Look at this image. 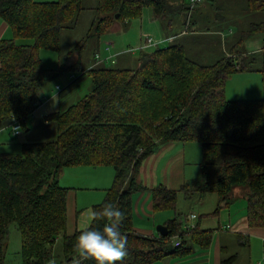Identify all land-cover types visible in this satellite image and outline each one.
<instances>
[{
    "label": "trees",
    "instance_id": "obj_1",
    "mask_svg": "<svg viewBox=\"0 0 264 264\" xmlns=\"http://www.w3.org/2000/svg\"><path fill=\"white\" fill-rule=\"evenodd\" d=\"M145 7L157 18L187 16L194 10L184 1L175 5L168 0H96L90 8L91 32L99 40L114 22L138 18ZM249 7L264 11L261 0H250ZM86 10L83 0H0V18L13 33L12 38L0 39V126L11 128L20 122L26 129V120L41 104L38 91L58 73L43 68L40 50L59 53L61 30L72 28ZM256 33L264 34V18L251 22L209 65L189 58L181 45L170 44L151 52L140 50L135 68L102 63L79 69L91 78L92 89L66 109L46 116L57 137L23 143L20 153L0 152V264L5 262L12 223L21 235L22 264H79L72 243L81 230L66 233L68 188L58 179L64 167L79 165L114 169L111 186L93 209L112 202L123 213L120 227L127 236V254L117 264H154L168 255L187 256L195 246L207 247L212 231L198 223L187 230L178 215L165 222L167 235H145L134 228L133 195L148 190L137 180L141 165L160 144L169 142L199 143L201 174L178 189L152 188L154 211L176 212L180 193L185 199L201 200L214 192L218 205L209 214L214 215L231 203L232 189L244 185L249 189L248 222L264 225V98H224L225 79L233 72L259 71L264 87V49L260 60H250L245 49V40ZM25 37L33 43L15 40ZM173 237L180 243L172 247ZM58 239L61 247L55 245ZM235 258L220 264H233Z\"/></svg>",
    "mask_w": 264,
    "mask_h": 264
},
{
    "label": "rangeland",
    "instance_id": "obj_2",
    "mask_svg": "<svg viewBox=\"0 0 264 264\" xmlns=\"http://www.w3.org/2000/svg\"><path fill=\"white\" fill-rule=\"evenodd\" d=\"M34 1L45 2L53 0ZM249 1L250 0H202L201 3L194 7L192 13L193 18L192 20H189H191L192 23L190 28L192 30L198 31V33L194 35L195 38L198 39L194 42H188L186 46L187 56L201 65H209L219 60V58L223 55L224 51L226 49H230V45L238 39V37L241 35L242 30H246L251 22H260L263 20L264 11H251L249 7ZM184 2L187 3L189 2V0H184ZM95 3L96 0H83V5L87 7V10L81 13L80 17L77 19V22L72 28H64L61 30V48L59 53L57 51L48 49L40 50V58L42 61L43 68L48 71L50 70L58 72L55 76H51L46 79L39 90V94H43L41 96L42 101H44L47 97H50L48 98L49 100L54 97L50 100L51 102L48 101V103H46L45 106L48 108L54 105L55 109H57V106L59 105V107H61L60 109L64 110L92 89L91 78L88 75H81V71H79L78 68L80 66H83L85 68L86 66H89L90 64L94 63V61L96 60V54L99 53L101 56H104L105 54L104 50L106 48V45L105 43H103L105 36L101 37L102 39L99 42V46H97V41L99 40H97L96 35H93L91 32V23L93 21L94 12L90 8L94 6ZM257 3H259V1H256V4ZM261 3H264V0H261ZM256 4L254 6H256ZM148 12H151L150 7H145L142 11L141 16L145 19V21L148 20ZM179 17L184 18V20H186L187 16L183 14ZM139 18L140 17L128 20L130 22L129 27L126 30L117 33L121 37L120 44H123V46H115L114 49H130V52L126 51V54H121L117 57L115 56L113 59H116L117 62H107L106 64L108 66L123 67L127 65L132 68L136 67V59L142 53L140 52L137 47L138 45L136 44V38L138 36V25L140 22L138 21ZM193 21L195 22L193 23ZM1 22H3V20ZM146 25L147 24H145V26ZM216 28H220L223 30V35L221 34L222 45L216 41V35H211L213 36L211 40H201L205 36L204 34L209 33V31H214V29ZM9 30L11 29L9 28ZM148 32L151 33L149 34V36L152 37L154 40L156 36H159V34L154 31H150V29H148ZM3 36L12 38L13 33L12 31H10L9 33L7 32V34H4ZM218 38L220 40L219 36ZM15 40L17 43H33V39L29 37L16 38ZM229 42H231L230 45ZM165 43L166 40L164 42H161V46H164ZM172 43L175 42L170 41L167 44ZM154 46L155 45L145 47L143 49V52L153 51L155 49ZM245 49L247 50V55L251 56L250 60L253 57H260L264 49V34L256 33L254 35L249 36L245 40ZM60 56L64 65V68L61 69V71L59 70L58 59L60 58ZM102 63L105 64V62ZM102 63L97 62L96 65H102ZM71 64L74 65L71 66ZM70 72H72L73 75L68 80ZM74 77H76V79L70 82ZM57 84L60 86L61 89V91L59 92L54 89V86ZM246 88L250 90L247 91ZM57 93H59L60 95L55 96ZM240 95H245L246 97H253L255 99L264 98V87L261 79V74H259L258 72L247 71H238L231 73L225 79L224 82V98L226 100L237 99L235 97H241ZM31 120H26V129H30L31 127V130L21 128L20 133L18 135L10 133L9 131H0V151H4L7 153H20L22 150L23 143L45 142L54 140L57 137L56 127L54 124L47 121V123L49 122V125L45 126V123H43L42 120L41 122L32 125ZM64 168V170L66 171L69 167ZM101 168H110L112 171L114 170L113 167L109 165H106L105 167ZM70 173L71 171L68 170L66 171L65 176H60L59 184L61 186L67 187V185L78 184L79 178L77 176H73L72 178H70ZM74 187H77L76 189H83L81 188L82 186ZM104 196L105 192L103 191V189L82 191L78 193L77 196V200L80 203L78 209L81 208L82 205L86 206L94 201H100V199ZM214 196H216V193L214 192L206 193L204 196L206 197L205 201L202 200L200 202L197 198H193L191 200L185 199L184 196L180 193L178 195L176 203V212L173 209L163 210L161 212H165L166 214L178 215V217L183 219L182 225L184 227L185 223L187 222L186 216H189L191 214H195L197 217L203 216V213L206 212L204 211V209H208L211 207L213 202L212 200H210V198H214ZM213 209L214 208H211V210L209 211H212ZM215 221L216 220L212 219L211 217L207 221L203 222V226L214 225ZM176 240L177 237H173L171 239L172 247L174 246V242ZM55 245L61 247V240L58 239ZM20 247L21 235L19 230L17 229L16 223H12L9 228L8 239L6 240L4 245V264H22ZM194 248L196 249L191 254L198 250L197 247Z\"/></svg>",
    "mask_w": 264,
    "mask_h": 264
},
{
    "label": "crops",
    "instance_id": "obj_3",
    "mask_svg": "<svg viewBox=\"0 0 264 264\" xmlns=\"http://www.w3.org/2000/svg\"><path fill=\"white\" fill-rule=\"evenodd\" d=\"M184 0H168L170 4H180ZM202 0L195 4H191V0L186 4H190V11L196 7ZM151 9V8H150ZM190 13V12H189ZM189 13L187 16H189ZM192 17V13H190ZM148 20L140 16L138 25V36L136 38L137 47H141L145 41V37L154 31L159 36L155 37L158 43L154 46L165 47L170 41H174L172 44H179L183 47L186 52V46L188 42L197 41L194 35L198 33L196 30L190 28L188 25V19L180 18L179 16L162 17L157 18L154 16L153 11L148 12ZM177 19V20H176ZM2 21L3 19L0 18ZM0 21V39L1 38H11L3 36L9 33V26L3 21ZM129 21L114 22L110 27V30L104 35L103 43H105L106 48L104 50L105 54L101 57L110 56L113 59L115 56L121 54H126L127 50L114 49L115 46L121 45V37L117 34L129 27ZM145 24H147L145 26ZM145 26V27H144ZM189 27V28H188ZM219 29L215 31H209V33L204 34L205 36L201 40H210L211 35H218L220 37V44L222 43V35L219 33ZM203 34V33H202ZM8 36V35H7ZM155 36V35H154ZM217 37V36H216ZM102 38L97 41V46ZM166 43L161 46V42ZM219 43V42H218ZM119 44V45H118ZM219 45V44H218ZM222 45V44H221ZM115 50V51H114ZM143 50V49H139ZM98 52V51H97ZM130 52V51H129ZM132 53V51H131ZM251 53V52H248ZM253 53V52H252ZM127 57V56H126ZM139 58V57H138ZM138 58L136 59L138 65ZM60 60V58H58ZM127 59V58H126ZM260 60V58H257ZM75 64V63H74ZM74 64H71L73 66ZM97 62L86 66L85 68L80 66L78 69L84 68L88 69L90 67L96 66ZM125 68H132L127 65L123 66ZM64 68V65H63ZM247 72H258L259 71H247ZM73 75L70 72L68 76L71 78ZM75 78V77H74ZM73 78V79H74ZM262 79V78H261ZM67 80V81H68ZM71 82V81H70ZM58 85V84H57ZM257 86V84H256ZM56 85L54 86V89ZM247 89V88H246ZM250 89H247L249 91ZM244 94V93H242ZM37 95L41 98V104L34 109L32 116L30 118L32 125L43 120L45 126H48L47 115L57 110H61L59 105L57 109L52 105L51 107H46V103L51 102L47 97L42 101V95ZM60 95L57 93L55 96ZM241 97H235L237 99L229 100H245V99H255L253 97H246L245 95H240ZM54 108V109H53ZM42 114V117H41ZM31 126V125H30ZM26 130H31L27 128ZM0 131H9L11 128L9 125L0 126ZM194 143V144H193ZM4 152V151H0ZM201 161H202V149L201 145L197 142H169L160 144L156 151L148 156L142 163L137 180L143 185H145L148 190L134 193L133 195V225L137 232L145 235H158L156 226L159 224H165L166 221L173 218L175 215L166 214L161 211H154L153 201L151 195V189L158 185H164L170 189H178L181 184L190 179L198 178L201 174ZM106 165L101 166H73L69 167L66 171L70 170V178L77 176V185H67L68 193L66 198V233L68 235L74 233L75 231H80L82 227H87L86 216L90 210H93L94 205L99 204L103 201L104 197L100 201H94L86 206L78 209L79 202L77 200L78 193L82 191H89L93 189H103L106 195V190L111 186L113 181V171L110 168H101ZM192 167V168H191ZM62 169L60 176H65L66 171ZM74 186H82L83 189H76ZM249 189L247 186H236L232 189V201L227 207H222L217 214H211L218 205V196L210 198L212 200V205L203 213V216H198L196 224H200V228L210 229L212 231L211 241L209 245L205 248L197 247L193 254L184 258L164 256L159 261L154 264H220L224 259L230 256H236L233 264H264V225H250L247 217V195ZM206 197H202L201 200L205 201ZM96 202V203H95ZM99 202V203H97ZM211 208H214L212 211ZM163 211V210H162ZM215 219L214 225L203 226V222L207 221L209 218ZM211 222V221H210ZM195 224V225H196ZM196 248H194L195 250Z\"/></svg>",
    "mask_w": 264,
    "mask_h": 264
},
{
    "label": "clouds",
    "instance_id": "obj_4",
    "mask_svg": "<svg viewBox=\"0 0 264 264\" xmlns=\"http://www.w3.org/2000/svg\"><path fill=\"white\" fill-rule=\"evenodd\" d=\"M122 216V211L112 202L87 213V227H82L72 243V251L79 264L85 261L117 264L126 256L128 240L120 227Z\"/></svg>",
    "mask_w": 264,
    "mask_h": 264
},
{
    "label": "built area",
    "instance_id": "obj_5",
    "mask_svg": "<svg viewBox=\"0 0 264 264\" xmlns=\"http://www.w3.org/2000/svg\"><path fill=\"white\" fill-rule=\"evenodd\" d=\"M199 1L200 0H191V4L193 5ZM157 43H158V41L154 40L152 37L147 35L145 37V41H144L143 45L141 47H139L138 49H144L145 47H148L151 45H156ZM95 59H96L95 61L101 62V63L102 62H105V63H107V62L113 63L114 62V60H112L110 56L101 57L99 54L95 55ZM56 90H57V92H59V90H60V87L58 85L56 86ZM11 129H12L13 134L18 135L20 133V130H21L20 122L19 123L13 122L11 125ZM186 220H187V222H186L184 227L187 230L192 229L196 224L197 216L195 214H191L189 216H186ZM179 243H180L179 240L174 242L175 245H179Z\"/></svg>",
    "mask_w": 264,
    "mask_h": 264
},
{
    "label": "water",
    "instance_id": "obj_6",
    "mask_svg": "<svg viewBox=\"0 0 264 264\" xmlns=\"http://www.w3.org/2000/svg\"><path fill=\"white\" fill-rule=\"evenodd\" d=\"M156 230L158 232V235H167L168 234V228L164 224L157 225Z\"/></svg>",
    "mask_w": 264,
    "mask_h": 264
}]
</instances>
